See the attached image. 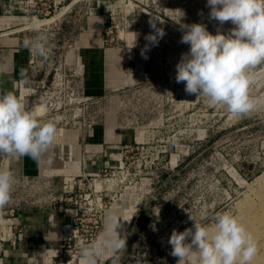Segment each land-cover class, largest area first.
Listing matches in <instances>:
<instances>
[{"label":"rangeland","instance_id":"374dc122","mask_svg":"<svg viewBox=\"0 0 264 264\" xmlns=\"http://www.w3.org/2000/svg\"><path fill=\"white\" fill-rule=\"evenodd\" d=\"M98 1L111 5L103 31L105 46L130 47L135 42L126 67L130 84L112 93L121 91L122 121L139 137L124 147L118 165L77 188L75 230L66 246L55 252L52 264H81L80 246L97 238L109 214L129 217L128 225L118 229L126 237V248L117 264H177L168 243L172 231L191 228L189 215L211 224L212 217L224 211L239 217L254 236L258 254L252 264H264V67L255 70L249 93L256 106L247 115H231L224 106L187 94L184 83L175 81L176 65L189 50L180 42L183 25L201 23L212 34L234 27L211 20L207 0H39L37 11L25 12L31 21L57 15L32 28L35 37L46 36L47 57L34 54L39 76L46 71L48 77L44 86L26 85L14 94L28 110L38 111L46 104L45 122L69 125L97 118L103 104H91L84 75L68 65L67 52ZM157 29L163 30V37L155 44L146 40ZM65 71L66 99L59 108L61 99L47 98L44 92L58 79L57 73ZM10 159L0 154V169L6 170ZM18 178L14 177L9 203L0 208V223L7 217L5 210L47 199L28 178ZM2 237L8 236L0 234V252ZM104 264H112L110 253Z\"/></svg>","mask_w":264,"mask_h":264},{"label":"crops","instance_id":"0c3cea01","mask_svg":"<svg viewBox=\"0 0 264 264\" xmlns=\"http://www.w3.org/2000/svg\"><path fill=\"white\" fill-rule=\"evenodd\" d=\"M18 3L0 0V86L13 93L19 83L42 87L48 77L46 71L39 76L31 63L34 51L23 45L25 38L35 37L32 28L39 27L27 26L32 18L19 9ZM110 7L109 2L98 1L90 8L67 52L68 65L84 75L91 104H103L97 118L55 124L56 142L38 159L22 156L5 162L6 170L15 178H28L29 184L41 188L47 199L7 211L0 223V234L8 236L2 237L0 264H52L55 252L75 230L79 210L68 198L78 183L118 165L124 147L138 142L135 129L122 121L121 91L112 93L130 84L126 67L134 49L105 46L103 31L110 20Z\"/></svg>","mask_w":264,"mask_h":264},{"label":"clouds","instance_id":"9594fccd","mask_svg":"<svg viewBox=\"0 0 264 264\" xmlns=\"http://www.w3.org/2000/svg\"><path fill=\"white\" fill-rule=\"evenodd\" d=\"M206 6L211 20L220 26L230 22L234 27L228 33L218 30L212 34L201 23L183 25L180 42L189 45V50L176 65L175 81L184 83L187 94L224 106L231 115H247L256 106L249 93L255 70L264 67V0H207ZM149 24L155 29L153 20ZM163 35L157 29L146 40L155 44ZM23 45L42 57L48 55L43 33L25 38ZM134 46L135 42L128 48ZM57 134L53 122L26 109L16 94L0 92V154L38 159L53 146ZM13 184V173L0 169V208L9 203ZM119 218L107 215L97 238L80 246L81 264H104L109 253L112 264H117L118 254L126 248V237L118 231ZM189 219L194 222L192 227L182 232L174 229L168 240L177 264H252L258 254L257 242L239 217L224 211L217 212L211 224L191 215Z\"/></svg>","mask_w":264,"mask_h":264},{"label":"built area","instance_id":"2783aa9c","mask_svg":"<svg viewBox=\"0 0 264 264\" xmlns=\"http://www.w3.org/2000/svg\"><path fill=\"white\" fill-rule=\"evenodd\" d=\"M19 4H21L20 5V8H22L24 10V12H29L31 9L33 11H37V9L35 7L39 4V0L19 1ZM109 21L110 20H108V22ZM31 63L33 65H35V54L34 53H33V56L31 58ZM57 75L58 76L56 78H58V79L55 80V81H53L51 83V85L47 87V89L45 90L44 94H45V96L47 98H50V99H55V97L56 98H60L61 101H58L57 103L60 104V107L59 108H61L62 107V104H65V100L64 99H66V71L65 72H60V73L58 72ZM22 87H24V83L17 84L15 86V93H17L19 91V89L22 90L23 89ZM28 89L29 88H25V90H28ZM0 92H5L4 89L1 86H0ZM24 178L25 177H23L21 179L18 178V179L19 180H22ZM82 184L83 183H78V188H81L82 187ZM68 199L71 202H75V203L78 202V199L75 196H73V195H70V197ZM13 209L14 208H12V210ZM7 211L8 210H5L4 211L5 214H7ZM0 212H1V210H0ZM1 214H3V213H1ZM66 240L67 239L64 240L62 248H64L66 246ZM1 244H2V246H4L3 241H2ZM1 252H0V254H1Z\"/></svg>","mask_w":264,"mask_h":264},{"label":"bare ground","instance_id":"6f19581e","mask_svg":"<svg viewBox=\"0 0 264 264\" xmlns=\"http://www.w3.org/2000/svg\"><path fill=\"white\" fill-rule=\"evenodd\" d=\"M67 7H65V8H63L62 10H61V12L60 13H58V14H61L65 9H66ZM57 16V15H56ZM56 16H52V17H49V18H45V19H38V20H35V21H31V22H29L28 24H27V26L28 27H39V26H41V25H44V24H46V23H49V22H51L52 20H54L55 19V17ZM123 34V33H122ZM46 105V104H45ZM45 105H39V107H38V111L42 114V112L45 110ZM44 113V112H43ZM100 184V183H99ZM101 185V184H100ZM99 185V186H100ZM98 186V187H99ZM101 187V186H100ZM131 208V210L130 211H132L133 210V208L134 207H130ZM127 214V213H126ZM120 224L121 225H124V226H127L128 225V222H129V217H126V218H120Z\"/></svg>","mask_w":264,"mask_h":264}]
</instances>
